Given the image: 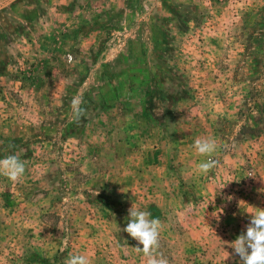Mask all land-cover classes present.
I'll return each instance as SVG.
<instances>
[{
  "label": "rangeland",
  "instance_id": "1",
  "mask_svg": "<svg viewBox=\"0 0 264 264\" xmlns=\"http://www.w3.org/2000/svg\"><path fill=\"white\" fill-rule=\"evenodd\" d=\"M8 155L25 172L0 175V264H145L131 208L169 264H240L264 209V0H0Z\"/></svg>",
  "mask_w": 264,
  "mask_h": 264
},
{
  "label": "clouds",
  "instance_id": "2",
  "mask_svg": "<svg viewBox=\"0 0 264 264\" xmlns=\"http://www.w3.org/2000/svg\"><path fill=\"white\" fill-rule=\"evenodd\" d=\"M82 103V97L79 95L74 96L71 100L74 121H79L84 115L85 110L81 107ZM191 147L198 155L209 157L195 165L197 173L207 175L218 166L219 162L211 158L218 148L215 138H196ZM224 147H227V144ZM24 172L25 165L17 156L8 155L0 159V175L9 180H19ZM250 208L253 210L249 213L250 221L246 225V230L230 245L234 253L239 256L240 264H264V209ZM149 215L147 211L131 208L129 222L123 231L136 240L139 245H142L134 250L137 253H143L145 264H169L168 259L157 252L161 222L158 219H149ZM66 243L67 241H65ZM228 255L226 252L227 257ZM65 264H90V261L85 255L74 254L66 259Z\"/></svg>",
  "mask_w": 264,
  "mask_h": 264
}]
</instances>
